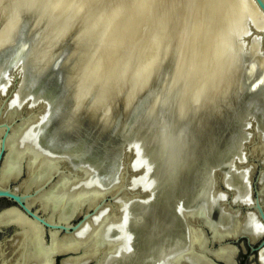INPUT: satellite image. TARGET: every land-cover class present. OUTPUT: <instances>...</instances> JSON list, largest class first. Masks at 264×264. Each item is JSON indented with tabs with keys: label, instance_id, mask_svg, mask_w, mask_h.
<instances>
[{
	"label": "water",
	"instance_id": "obj_1",
	"mask_svg": "<svg viewBox=\"0 0 264 264\" xmlns=\"http://www.w3.org/2000/svg\"><path fill=\"white\" fill-rule=\"evenodd\" d=\"M43 1H0V6L4 4L0 7V57L5 54L0 60V90L7 86L6 92L0 93V264H61L63 259H93L85 264H101L106 255L114 254L112 248H117L100 240L105 221L116 220L120 206L112 205L118 198L127 197H132L134 213L128 226L131 251L111 256L107 264L166 261L184 248L182 233L187 228L191 257L200 264H239L241 252L247 254L244 264H260L258 253L264 249V234L257 239L237 235L248 211L255 212L264 225V162L254 153L259 139L253 133L254 126L264 131V70L254 56H242L239 87L234 83L239 91L219 116L210 111L203 112L195 122L175 121V111H169L175 100L161 90L173 80L170 50L146 71L151 80L142 85V81L132 80L113 90L104 108L96 110L90 105L93 97L84 103L77 97L76 28L61 37L53 49L43 50L48 24H37ZM252 1L264 15V0ZM252 29L254 35L264 39V32ZM5 30L11 33L6 35ZM22 45L19 54L16 50ZM41 54L48 60L35 66L33 59L38 60ZM58 59L62 81L58 91L51 93L46 75ZM15 96L21 110L12 111L3 120L4 110ZM127 99L131 104L124 109ZM43 106L46 112L38 122ZM32 123H38L34 138L38 148L60 160L40 163L43 155L30 148L17 151L15 137ZM84 126L94 130L96 137L71 152L64 144L79 135ZM193 128H198L195 133ZM161 130L174 135L179 150L174 167L158 157ZM105 133L108 137L100 146L102 153L92 156L91 149ZM137 153L149 165V177L157 184L146 205L141 201L146 195L130 186L135 172L131 164ZM249 165L252 205L237 206L232 202L233 191L227 189L220 175L226 173L232 185L238 184L242 180L237 169ZM81 170H87L106 192L97 195V189L78 190L66 198L69 185L87 177ZM214 187L228 194L227 201L221 203L224 213H241L233 232L216 230L205 214H189L186 220L177 209L179 202L186 212L203 205L214 222H222L226 214L211 199ZM110 208L113 212L84 242L74 243V233Z\"/></svg>",
	"mask_w": 264,
	"mask_h": 264
},
{
	"label": "bare ground",
	"instance_id": "obj_2",
	"mask_svg": "<svg viewBox=\"0 0 264 264\" xmlns=\"http://www.w3.org/2000/svg\"><path fill=\"white\" fill-rule=\"evenodd\" d=\"M28 1L34 4V0ZM96 1L44 0L40 3L42 10L37 23L46 21L48 24L43 44V50L45 47L46 51L53 49L61 37L76 28L74 37L77 43L74 45L79 56L76 58L74 82L77 97L80 103L93 97L90 105L96 110L104 108L106 98L113 90L123 88L132 80H137V83L142 81L141 85L148 82L150 75L146 76V71L169 50L173 54V80L167 89L161 90L175 100L170 103L169 111L170 114L172 110L175 111V114L172 113L176 122L184 119L195 122L203 112L208 114L214 111L218 116L225 112L239 91L242 56H254L264 70V39L252 33V28L264 32V15L252 0H98L101 4L94 9L92 7L97 4ZM8 31L6 35L11 33ZM44 56L46 54H41L32 63L35 66L44 63L48 60ZM232 86L236 88L228 91ZM6 90L7 86H4L0 93ZM130 104L129 99L124 101V109ZM14 110H18V113L21 110L17 96L10 100L4 110L3 120H7V115ZM45 112L43 106L38 122ZM200 120L197 122L199 125ZM37 124H29L20 136L15 137L17 151L24 152V147L30 148L35 154L43 155L40 163L47 159L60 160L36 145L34 138ZM197 129L193 128L192 133ZM253 133L259 139L254 153L264 162V131L259 126H254ZM172 136L174 135L160 131L158 157L165 164L174 167L178 163L176 159L179 150L175 148ZM131 168L135 172L132 174L134 177H130V186L146 195L147 198L141 200L146 205L149 194L157 184L149 177V165L139 153L134 156ZM81 172H86L87 177L69 185L66 198H70L78 190L97 189V195L106 192L87 170ZM237 172L240 181L242 180L238 184L232 185L226 173L220 175L221 180L227 189L233 191L232 202L235 205H252L249 188L252 165L237 169ZM261 192L263 195L264 185L261 186ZM227 198L225 190L216 187L211 189V199L222 212L224 210L221 203L226 202ZM131 201L132 197L118 198L112 205L120 206L117 218L115 221L106 219L100 240L116 245L117 248H112L114 254L106 255L101 264H107L111 256L131 249L132 233L128 231L134 214ZM262 203L264 206V195ZM177 209L184 214L186 220L189 214H205L206 221L216 230L228 232H233L236 228L241 214L225 211L228 213L223 212L226 214L225 219L214 222L203 205L186 212L179 202ZM110 212H113V208L102 210L90 219L91 222H87L73 234L74 243L84 242ZM112 231L116 234L112 235ZM182 234L185 238L184 248L158 264H178V261L200 264L191 257L188 228ZM263 234L264 225L258 215L252 211L244 213L237 235L257 239ZM88 261L93 259H63L61 264H85ZM258 261L264 264V249L259 251Z\"/></svg>",
	"mask_w": 264,
	"mask_h": 264
},
{
	"label": "rangeland",
	"instance_id": "obj_3",
	"mask_svg": "<svg viewBox=\"0 0 264 264\" xmlns=\"http://www.w3.org/2000/svg\"><path fill=\"white\" fill-rule=\"evenodd\" d=\"M98 1V0H97ZM97 4H95V6L97 7L99 4H101L100 2H97ZM94 6V8H95ZM92 7V5H91ZM90 7V8H91ZM8 31V30H7ZM6 31V32H7ZM9 33V31H8ZM24 45L20 46L19 49H17L16 51L20 52L22 51L21 47H23ZM67 46V45H66ZM66 46L64 47L65 48V51H66ZM5 56V54L1 55L0 57V60ZM64 57V55L60 56V58ZM60 62H61V59H58L51 67L50 69L48 70L47 72V89L49 92L53 93V92H56L58 91L59 89V86L61 84V81H62V71L60 70ZM253 75L250 76V78L253 80ZM45 78V77H44ZM42 80V79H41ZM40 83H42L43 85H46L45 82L41 81ZM39 87V86H38ZM181 101V100H180ZM96 134H94V130H92L89 126H84V128L82 129L81 133L79 135H73L72 137H70V139L68 140L67 144L65 143L64 145L65 146H68L70 147L71 152L74 150V149H77V148H81V146L83 145L84 142H87L89 138H92L94 139L96 136ZM108 137V134H104L102 137H101V140H97L98 142L96 143L95 147H93L91 149V154L92 156H97L98 153H102L100 152V146H103V142L104 141H107ZM96 141V139H95ZM204 174H202L203 176Z\"/></svg>",
	"mask_w": 264,
	"mask_h": 264
},
{
	"label": "flooded vegetation",
	"instance_id": "obj_4",
	"mask_svg": "<svg viewBox=\"0 0 264 264\" xmlns=\"http://www.w3.org/2000/svg\"><path fill=\"white\" fill-rule=\"evenodd\" d=\"M238 260L239 264H244L245 262H247V254H242L241 252V256H239Z\"/></svg>",
	"mask_w": 264,
	"mask_h": 264
},
{
	"label": "snow or ice",
	"instance_id": "obj_5",
	"mask_svg": "<svg viewBox=\"0 0 264 264\" xmlns=\"http://www.w3.org/2000/svg\"><path fill=\"white\" fill-rule=\"evenodd\" d=\"M129 251H131V249H128Z\"/></svg>",
	"mask_w": 264,
	"mask_h": 264
}]
</instances>
